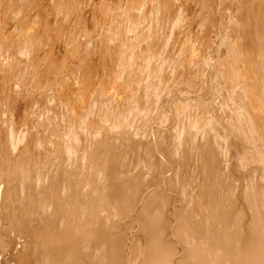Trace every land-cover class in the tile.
Here are the masks:
<instances>
[{
  "label": "bare ground",
  "instance_id": "6f19581e",
  "mask_svg": "<svg viewBox=\"0 0 264 264\" xmlns=\"http://www.w3.org/2000/svg\"><path fill=\"white\" fill-rule=\"evenodd\" d=\"M31 1L0 0V11H3L0 12L3 14L0 16V85L3 88L7 86L4 82L8 77L6 79L3 77L10 73H5L8 69L14 72L15 80L12 82H15L19 89L24 87L21 85H26L24 77H27L24 75H27V72L33 74L35 78L38 77L39 81L50 74L51 78L48 82L52 83H49L50 87L45 91H42L43 87L48 85H43L42 96L36 99L35 105L41 106L37 101L46 103V99H50V102L55 99L57 101L60 95L65 99L66 103H62L66 104L69 122L68 125L66 124L67 128L64 126L65 129L62 130L61 126L59 129V124L58 127L56 126L59 119L58 122H54L53 118L48 117L50 115L48 111L46 112V107L44 110L45 115L48 114L47 119L43 116L45 120L39 119L38 122L40 125L43 122L47 126L44 130L49 127L50 132H48L52 135L41 130L36 131L37 128L34 129L35 133L32 130L33 132L28 134L24 131L25 127L24 130L22 129L21 124L25 122L27 126L31 121H27L28 114H22L21 108L24 106L30 108L26 104L30 103L29 105L32 106L31 103L35 99L28 97V91L25 88L23 89L26 91V99L31 100L26 101L25 96L24 99L22 98L23 101L20 97V99L17 98L19 89H14V91L19 90L18 95L15 92L13 95L10 94L9 89L8 92L3 91V95L10 92L6 98L9 107L5 111L11 112V117H14L15 113L17 119L8 117L9 115L4 119V116L3 121L6 126L4 124L3 128L1 126L3 122L0 121L2 128H0V264L4 262V259L12 261L13 264H264V0H181V2L179 0H129L126 1L127 3L124 1V5L121 3L122 0H119L118 4L105 2L106 4L100 3L101 6L99 4L97 6L94 3L88 8H79L78 2L76 4L75 0H72L73 2L68 0L67 6H63L67 9L65 14L67 19L65 16L64 18L67 23L73 21V26L74 22L77 23L78 26L75 27L80 31L74 30L77 33L76 37L79 32L82 36L85 35L83 38L78 37L80 42L86 37L81 50L86 56L95 50V57L92 54L89 56L93 57H87L89 62L96 61V58L100 61L98 66L103 65L100 69L102 65L97 67L98 61H96L95 65L89 64L91 66L88 69L84 66L86 62L81 61L82 67L88 69L86 71L80 68V71L83 69L81 75L84 74L81 76L82 79L87 78L84 86L86 85L88 90L82 87L86 97L79 101V104L73 100L70 104L68 103L70 99L68 94L71 95L72 91L67 94L63 86L66 87L70 81L63 86L62 84L55 85V88L53 86L56 84L54 81L63 77L66 71L63 69L64 64L60 65L63 62L59 58L60 55L53 57L56 54L53 52L56 46L61 53V45H56L59 43L57 38L64 35L62 33L67 30L66 26L69 30L71 28L67 24L63 27L65 30L59 27V24L63 23L61 20L56 23L58 28L62 29V33L54 27L55 24L52 26V21L55 23L58 16L55 17L56 20H53V16H47L50 12L46 11V14L41 9L43 5L41 3L36 2L37 6L41 5L40 8L38 7L39 10L27 11L30 8L28 3ZM62 3L59 0L56 2V6L59 4L57 9ZM144 4H149L148 11L152 10L156 15L149 13L157 17L153 16L156 20L158 19V24L166 23L163 25L170 28V33L164 28L162 31L166 30V32H163L164 36L161 37L160 31L161 34L158 35H161V38H159L156 30L154 33L146 32L152 31L151 26L146 25L150 29L145 31L148 34L141 33L145 27L142 31L140 30V34L134 32L133 38L137 44L143 42L142 46H137L136 50L134 48L136 44L128 43L126 40V31L121 28L122 24L119 20L121 15L118 9L121 8L123 15H126L124 13L126 12L136 18L131 17L134 19L131 26L134 30V27L137 29L141 26L140 22L143 25V20L139 21V17L142 16L141 14L145 15L142 9L147 5ZM26 5L27 9H25ZM34 6L30 9H34ZM49 9L52 8L49 7ZM61 9L64 10V8ZM222 9L229 11L224 19L217 20L216 12L220 13ZM185 12L190 14L189 17H193L197 23L195 27L201 29V33L198 30L194 32L191 24V27L186 29L181 26L179 30L177 29V33L173 34L175 33L173 30L181 23L183 16L187 15ZM114 13L120 15L118 20L115 19L118 26L111 27L112 30L106 33L108 24L109 26L112 24L111 16ZM146 15L142 17L147 21ZM12 16L15 18L13 22ZM68 24L72 26L71 23ZM137 24L140 26L136 27ZM214 27L220 30L217 35V44L219 48L224 46V50L221 48L219 51L222 54L218 52L216 55L212 53L209 56L211 53L206 54L209 49L206 51L205 49L211 44L209 42L212 38L208 34ZM158 28L159 31L161 28ZM57 30L62 36H57L59 32ZM69 32L72 35L73 31ZM171 34L175 36L172 37ZM76 37L74 40L71 36V39L73 38L71 41L75 43ZM169 38H174L171 51H174L176 56L162 57L161 51L164 48L167 49ZM128 41H130L129 38ZM69 44L68 42L67 45ZM45 45H47L46 48H44ZM77 47L79 48V44ZM78 48L75 51H79L77 55H81V50ZM64 49L65 47L62 51ZM66 50L62 53L64 54ZM84 57L79 58L85 61ZM137 57L143 58L142 61L139 59L140 65L146 60V63L144 62L146 66L141 65L143 70L149 68L148 72L145 70L147 72L145 75L148 74V76L145 79L142 78L143 80L141 79L144 76L143 71L142 76L138 75L141 69L134 70L137 65L135 63L134 68L131 66ZM71 58L79 59L75 56ZM210 58H214L215 72H210L212 75H208L212 76V79H214L213 76L215 78L220 76L217 79L223 77L224 81H222L226 82L224 88L220 86L219 80L211 86L222 95V101L220 99L218 107L227 106V109H224L227 112L226 119L215 112L217 102L214 101V104L211 103L213 99L208 101L202 99L203 93L201 96L195 85L186 82L189 84L188 87L183 86L185 84L182 77L184 68L181 69L182 71L178 68L185 65L189 70L196 67L205 72V66ZM55 59L60 64L57 65ZM157 59L159 63H152L155 66L152 67L149 61L156 62ZM42 60L46 62L43 66H41ZM74 62H72L73 66H75ZM164 64L166 67L171 64L175 70L179 71L174 83L175 88L180 91L179 94L185 96L188 91L194 92L193 88L199 93L195 95L196 97H188L186 102L180 100L184 102L183 104H180L178 99L172 100L170 109L178 114L182 109L184 115L194 108L205 109L207 113L202 111L195 114L193 118L190 116L191 120L187 118L189 124L186 127L180 126L177 130L173 127L175 128L173 134L155 131L153 139L147 141L145 137L144 142L137 135L136 138L139 140L136 139L135 134L147 136L150 129L147 127L149 122H155L157 119V123L164 124L168 119V115L161 110L158 113L155 109L158 113L156 116H151L149 112L152 108L161 109L162 106L159 104L160 97L162 93L164 96L167 83L164 84V79L161 80L162 74L160 75ZM76 65L78 66L77 63ZM79 66H81L80 63ZM214 66L212 65V68ZM187 69H184L186 70L184 73L188 74ZM208 71L209 69L206 72ZM70 72L68 71V75ZM93 72L100 74V80L96 83L94 79L97 78L92 75L95 77L93 79L90 75ZM196 75L198 76L197 73ZM10 78L9 76L8 79ZM63 78L66 79L65 76ZM58 82L61 81L58 79ZM7 83L9 84V81ZM73 84H75L74 87L77 86L76 83ZM140 87L143 89V94L141 93L144 95L143 99L140 96L138 98L140 93L136 94L137 96L134 94L135 91L138 92L135 88L139 90ZM203 87L205 91L209 89V86L205 89L207 86L202 85V90ZM33 89L32 93L35 90ZM38 89H41L40 86ZM49 89H53L52 94ZM22 90L20 94L24 95L25 91L22 93ZM47 91L49 93L45 95ZM53 93H59V95ZM63 98H61L62 101H64ZM183 100H185L184 97ZM165 101L167 102V99ZM0 105L3 108L4 104ZM95 107L102 108L103 111L99 110L102 114L98 116L99 118H95L98 120L97 123L94 119V123L88 122L89 113L94 112L91 110ZM41 108L43 110V107ZM29 110L27 112L30 113ZM32 110L34 109L31 107L30 114L33 116ZM164 110L167 112V109ZM190 112L193 114L192 111ZM138 113H143V120L136 124L137 126L134 125L136 126L134 131H130L128 128L132 124L130 116ZM184 115L182 117H185ZM57 116L59 117L58 114ZM110 116L117 121L109 123ZM220 116L225 121L220 120ZM141 117L137 116L138 119ZM133 118L136 119L134 116ZM26 122H28L27 125ZM106 122L115 124L107 127ZM35 125L37 127V124ZM53 134L58 137L55 143L51 137ZM27 135H30L28 141ZM50 141L54 143L52 147H49ZM40 148L44 149L42 156H38L37 153L40 152L38 151ZM133 152L136 154L134 160L131 159ZM194 158L197 159L196 176L193 172L195 168L191 167L193 174L189 172L190 160L193 159V162H196ZM252 164L257 166L254 167ZM195 180L196 182L193 183ZM19 243H22L25 250L19 249L21 247L18 246Z\"/></svg>",
  "mask_w": 264,
  "mask_h": 264
},
{
  "label": "rangeland",
  "instance_id": "374dc122",
  "mask_svg": "<svg viewBox=\"0 0 264 264\" xmlns=\"http://www.w3.org/2000/svg\"><path fill=\"white\" fill-rule=\"evenodd\" d=\"M29 1H31V0H29ZM60 1L63 2L62 5H61L60 7H61V8H64V10L61 9L60 7H58L59 9H57V6H58L59 4H57V6H56V2H58V0H56V1H54V0H45V1H44V0H39V2H38L37 0H33V1H31V3H30V2L28 3V4H30V6L28 5V7L31 8V6L33 7V6L35 5V6H34V9L32 8V9H33V10H32V9L28 8L27 5H26V8H25V9L28 8L27 11H29V10H30V11H34V10L36 11V9L39 10V8L41 7V5L43 4L42 7H41V9L44 10L46 14H47V12H48V13L50 12L49 14H47V16H49V17H50V16H51V17L53 16V20H54V19L56 20V18H57L56 16H58V18H57L58 20H56L55 23H53V21H52V26L55 24L56 26H54V27H56L57 29L61 30V33H62V29L58 28V26H57L58 23H56V22H61V21H63L64 24H63V23H60V24H59V27L61 26V28L65 27L66 24L69 25L71 29H72V27H75V26L77 27L78 25H77L76 22H74L75 25L73 26V24H72L73 21L68 22V23H71L72 26L66 22L67 20H65V18L67 19V17L65 16V14H66V10H67V9H65L66 7H63V6H65V5L67 6L68 0H66L67 2H66L65 0H59V2H60ZM73 1H74V0H73ZM73 1L71 0V2H73ZM99 1H100V0H93V1H92V0H75L76 4H77V2H78L77 5H78L79 8H88V7H91L92 5H94V3L98 6V4L100 5V3H101V5H103V4H106V3L108 4V2H109V3L111 2V4H112V3L114 4L115 2H116V4H118L117 2H119V0H114V2H113V0H101L100 2H99ZM124 1L126 2V1H129V0H122L121 3H122L123 5H124ZM179 1L181 2V0H179ZM36 2H37V4H38V3H39V4L41 3V5H39L40 7L37 6ZM90 2H91V3H90ZM96 2H97V3H96ZM105 2H106V3H105ZM180 2H179V3H180ZM32 3H33V5H32ZM34 3H35V4H34ZM81 3H82L83 5H82ZM88 3H90V4L88 5ZM102 3H103V4H102ZM126 3H127V2H126ZM44 4H45V5H44ZM226 4H227V2H226ZM101 5H100V6H101ZM144 5H145V4H144ZM146 5H147V6H146ZM146 5H145L146 7H145V8L143 7V9H142V11H143L142 13H145V15L147 14L146 11H148V9H149V6H148L149 4H146ZM36 6H37V8H35ZM47 6H48V7H47ZM54 6H56V8H54ZM38 7H39V8H38ZM45 7H47V8H46L47 10L45 9ZM49 7H51V8L53 9V11H52V9H49ZM147 7H148V8H147ZM98 8H99V7H98ZM116 8H117V7H116ZM55 9H56V10H55ZM145 9H146V11H145ZM0 10H1V7H0ZM59 10H61V12H60ZM62 10H63V12H62ZM118 10H119L118 13H120L121 17H120V15H118L117 13L112 14L111 18H113V20L110 22V23H112V24H110V26H109V24H108V28L106 29L107 32H106V30H105V32H106V33H109V30L111 31L112 28H113V26H116V25H117V21H116V20H118V18L120 17V18H119V20H120V22H121L120 24H122V25H121V28H122V29L124 28V31H126V34H125L126 37H127L126 40H127L128 43H129V42H133V43H135L136 45H134V48H135L136 50H137V46H139V45L142 46V43H143V42L137 44V42L135 41V38H133V37H134V32H135L136 34H138L137 32H139V34H140V32L142 31V29L145 27V28L143 29V31L141 32L142 35H144V33H145V34H148V33H150V32H151V33H154L155 30H156V34H157V36H158L159 38H161V37L164 36V35H163V32H164V33L166 32V30H165V31H164V30L162 31V29L165 28V29H167V32L170 31V28H169L168 26H165L166 23L163 22V23L158 24L159 21H158V19L156 20L157 17L155 16L156 13L153 12L152 10H151V11L149 10V11H148V15H146V18H148L147 21L144 20V19H145V18H144V17H145L144 14H141V15L144 16V17L140 16L142 19L139 17V21L143 20V25H144V22H145V26H143L142 23L140 22L141 26L137 24L136 27H139V26H140V27H142V28L140 29V27H139V28L136 29V28L133 26V27H134V30H133V28H132L131 26H132V23H133L134 19H136V18H135L133 15H132V16H131V15H128V13H126V12H124L126 15H123V14L121 13V8L118 9ZM118 10H117V11H118ZM226 10H227V9H226ZM226 10H223V9H222V10H221L222 13H221V12H220V13H219V12H216V13H218V14H216V15H217V16H216V17H217V20L224 19V17L226 16V13H228V11H229V10H227V12H226ZM46 11H47V12H46ZM54 11H55V12H54ZM144 11H145V12H144ZM0 12H3V11H0ZM59 12H60V14H61V16H62L63 18H62L61 16H59V15H60ZM112 12H113V11H112ZM149 12H152V13H154L155 15L152 14V13H149ZM55 13H56V14H59V15H56ZM185 13H186V12H185ZM51 14H52V15H51ZM186 14L188 15V17H187V15H186V16H183L184 18L181 20V23L179 22L180 24H178V25H177V28H175V29L173 30V31L175 32V33H173V34H176V33H177V29L179 30V29L181 28V26H182V28H185V29H186V28L189 27L191 24H192V27H193L192 30L194 29V30H193L194 32H195L196 30H198V32L201 33V32H202V31H200L201 29H199L198 27H195V26H197V23H196L195 20H193V17H189L190 14H188V13H186ZM1 15H3V14L0 13V16H1ZM151 15H152V16H151ZM184 15H185V14H184ZM64 16H65V18H64ZM116 16H117V18H116ZM126 16H127V17H126ZM147 16H148V17H147ZM150 16H151V18H150ZM153 16H155L156 18L153 17ZM219 16H220V17H219ZM55 17H56V18H55ZM59 17H60V18H59ZM122 17H123L124 19H123ZM131 17H133L134 19L131 18ZM152 17H153V18H152ZM222 17H223V18H222ZM13 18H14V17L12 16V20H11L12 22H13V20H15V18H14V19H13ZM111 18H110V19H111ZM188 18H189V21H188ZM9 19H10V18H8V20H9ZM115 19H116V20H115ZM121 19H122L123 21H121ZM126 19H127V20H126ZM131 19H132V20H131ZM59 20H61V21H59ZM155 20L157 21V23H156ZM192 20H193V21H192ZM64 21H65L66 23H65ZM114 21H116V22H114ZM135 21H136V20H135ZM187 21H188V22H187ZM149 22H151V23L154 24V25H152L151 23L148 24ZM153 22H155V23H153ZM186 22H187V23H186ZM118 24H119V23H118ZM161 24H162V25L165 24V25H163V27H162ZM186 24H187V25H186ZM64 25H65V26H64ZM146 25H147V26L149 25V27L151 26L150 29H151L153 32H152V31H146V30H150V29H148L149 27H147ZM157 25H159L158 27L161 28L159 31H158L159 28L157 27ZM117 26H118V25H117ZM152 26H153V27H152ZM154 26H156L157 29H156V28L154 29ZM54 27H53V28H54ZM67 27H68V26L65 27V29H67V30H65V29L63 28V30H65V32L62 33V34H64L63 36H62V35H59L60 31L57 30V32L59 31V32L57 33V34H58L57 36H58V37H59V36L64 37L65 35H67L68 33H70L69 31H71V32L73 31V32H72V35H71V33H70V34H68L70 37L67 35V36H65L63 39H62V37H60L59 39L57 38V41L59 40V41H58L59 43L57 42L58 44H56V45H59V44L61 45V47H60V49H61V53L64 52L65 49H67V50H66L67 53H66V52H65L66 54L64 53L66 56H65L63 53H62L63 55L60 53L59 47H58V49H57V46H56V48H55L56 50L54 49V51H53L54 54L56 53L55 56H53V57H57V55H58V56L60 55L59 58H61V60H63V62H61V64H60L59 62H56V59H57V58H56V59H55V62H56L57 65L60 64L61 66H62V63L64 64V65H63V69H64V70L66 69V71H65L64 74H66V73H67V74H66V75L63 74V77L65 76V78H66L67 80H66V79L64 80V78L61 76V77L63 78L64 81L62 80L61 77H59L58 79H59V81H61V82H58V79H57V80L54 81L56 84H53V86H54V88L56 87L55 85H57V84H59V86H60V84H62V86H63V85H66V84L70 81L69 83L72 84V85L70 86V84H67V86H70V87H67V86L65 87V86H63V87L65 88V90H67V91H66L67 94H68V92L71 93V91H72V93H73V90H75L73 94L71 93L72 96H71L70 94H68V97L70 98V99H68V103L70 104L71 101L73 100V101H75V102H77V103L79 104V103L82 101V99H84V98L86 97V94L83 92V91H85L84 89L88 90V87H86V85L84 86L85 82H87V78H85V79L83 78V79H82L81 76H83L84 74L81 75L83 69H82V71H80V68H84V70L87 71V70L90 68V66H91V65L89 66V64H92V63H93V65H95L94 63H95L96 61H98V62H96V66H97V67L101 66L102 64L98 66V64H99L100 61L97 60L96 58H95L96 61H94V62H92V63L89 62L90 60H89L87 57H93L94 54H95V53H94L95 50H94L92 53L90 52V54H92L93 56H89L90 54H88V55L86 56V54H84V51L81 50V48H82V43L84 42V39H85L86 37H85L83 40H81L82 42H80V39H79V38H83L85 35L82 36L81 32H79L80 34L78 33V37H79V38H78V37H76V36H77V35H76L77 33H75V32H76V31H77V32L80 31L79 28H76V27H75L76 29L74 28V29H72V30H71V29L69 30V27H68V28H67ZM111 27H112V28H111ZM119 27H120V25H119ZM167 27H168L169 29H168ZM178 27H179V28H178ZM190 27H191V26H190ZM109 28H111V29H109ZM135 29H136V30H135ZM153 29H154V30H153ZM214 29H215V27H214V28H211V29L209 30L210 34H208V35H209V37L211 36V38H212L213 40L211 39L212 42H211V41L209 42V43H211V44H209V46H207L206 49H205V51L209 49V51H206V54H210V53H211L209 56H211L212 53H213L214 55H216L218 52H221V51H219V50H221V48H222V50H224V49H223L224 46H223V47L220 46V48H219V45L217 44V35H218V33L220 32V30L218 29V27H217V29H215V30H214ZM54 30H56V29L54 28ZM74 30H76V31H74ZM129 30H130V31H129ZM140 30H141V31H140ZM175 30H176V31H175ZM211 30H212V31H211ZM217 30H219V31H217ZM128 31H129V33H128ZM145 31L148 32V33H146ZM157 31H158V33H157ZM160 31L162 32V34H161ZM216 31H217V33H215ZM54 32H56V31H54ZM66 32H67V34H66ZM143 32H144V33H143ZM159 32H160V33H159ZM212 32H214L215 34L212 33ZM169 33H170V32H169ZM171 33H172V32H171ZM207 33H208V32H207ZM73 34H74L75 36H74ZM158 34H161L162 36H161V35H158ZM79 35H80V36H79ZM166 35H167V33H166ZM171 35H172V34H171ZM214 35H215V36H214ZM71 36H73L74 40H76L75 37L77 38V41H75V43H74V41H71V40H73V38L71 39ZM81 36H82V37H81ZM160 36H161V37H160ZM174 36H175V35H172V37H174ZM213 36H214V37H213ZM96 37H97V36H96ZM65 38H67V39H65ZM69 38H70V39H69ZM128 38H129L130 41H128ZM60 39H62V40H60ZM172 39L174 40V38H172ZM172 39L169 38V41H168L169 45L166 46L167 49L164 48L165 51L163 52L164 49L161 51V53H162V55H163L162 57H165V56L167 55L168 58H170V57H172V56L175 55V54H174V51H173V52L171 51V50H173V46H172V44H173V43H172L173 40H172ZM65 40H66V41L68 40V41L66 42ZM170 40H171V41H170ZM61 41H62V42H61ZM63 41H64V42H63ZM215 41H216V44H215ZM65 42H66V43H65ZM68 42H69L70 44L73 42L74 45L77 44V46H78V44H79V48H80L82 54H81V55H79V54L77 55V53H80L79 51H77V52L75 51L78 47H77V46L74 47V45H72L73 43L71 44L72 46H71L70 44L67 45ZM77 42H79V43H77ZM213 42H214L215 45L213 44ZM62 43H63V44H62ZM64 43H65V44H64ZM80 44H81V46H80ZM115 44H116V43H115ZM62 45H63V46H62ZM65 45H67V46H69V47H67V46H65ZM144 45H145V44H143V46H144ZM175 45H176V44H175ZM211 45H212V46H211ZM217 45H218V46H217ZM46 46H47V45H45L44 48H46ZM135 46H136V47H135ZM62 47H63V48L65 47L64 51H62V49H63ZM70 47H72V48H76V47H77V48H76V49H72V48H71V51H70ZM139 47H140V46H139ZM68 48H69V51H68ZM79 48H78V49H79ZM170 48H171V49H170ZM135 49H134V50H135ZM168 49H169V50H168ZM174 49H175V46H174ZM217 49H218V51H217ZM56 51H58L59 53L56 52ZM72 51H73L74 53H72ZM170 51H171L172 53H171ZM215 51H216V52H215ZM68 52H69V53H68ZM75 52H76V53H75ZM168 52H169V53H168ZM70 53H71L72 55H70ZM163 53H165V55H164ZM68 54H69V55H68ZM75 54H76L78 57H76ZM172 54H173V55H172ZM221 54H222V52H221ZM169 55H170V56H169ZM214 55H213V56H214ZM223 55H224V52H223ZM223 55H222V56H223ZM63 56H64V57H63ZM70 56H71V57H72V56H75V58H79V57L82 58V57L86 56V58L84 57V58H85V61H84V59L81 60L80 58H79L78 60H75L74 58H71ZM81 56H82V57H81ZM95 56H96V55H95ZM95 56H94V57H95ZM175 56H176V55H175ZM220 56H221V55H220ZM222 56H221V57H222ZM67 57H68V58H67ZM59 58H58V60L61 61ZM63 58H66V59H68V60L65 59V60H66V61H65ZM69 58H71V59H69ZM159 58H160V57H159ZM93 59H94V58H93ZM135 59H136V58H135ZM139 59H141V61L143 60V58H141V57L138 58V57H137L136 61H135V62L133 61V63H132L131 66L134 68V67H135V64H137L136 67L134 68V70H140V69H141V70L139 71V74H138V73H137V74H138V75H141V72L143 71V72H142V75L144 74V76L141 75V76H142L141 79H142V78L145 79V78L148 76V74L145 75V72H146V71L148 72V69H149V68L146 67L147 70H146L145 68H144V69H145L146 71L143 70L142 67H143V65L146 66V64H145V63H146V60H144L143 63H141V65H142V67H141V65H140V60H139ZM152 59L155 60L156 58H152ZM160 59H161V58H160ZM46 60H47V59H46ZM72 60H73V61H72ZM74 60H75V62H74ZM79 60H80V61H79ZM86 60H87V61H86ZM64 61H65V62H64ZM68 61H69V63H67ZM70 61H71V62H70ZM77 61L81 64V66H79V63H78ZM81 61H82L83 63L86 62L84 66L87 67L88 69H87V68L85 69V67H82V66H83V63H82ZM55 62H53V63H55ZM72 62L75 63V66L72 65ZM144 62H145V63H144ZM149 62H150V65H152V67H155L153 64H158V63H159V60L157 59L156 62H155V61H154V62L149 61ZM43 63H44V65L46 64V62H43V60H42V63H41L42 65H41V66H43ZM47 63H48V62H47ZM53 63H51V64L54 65ZM66 63H67V64H66ZM76 63L78 64V66L76 65ZM87 63H88V64H87ZM134 63H135V64H134ZM138 63H139V64H138ZM152 63H153V64H152ZM167 63H168V62H167ZM56 64H55V65H56ZM133 64H134V65H133ZM65 65H66V66H65ZM87 65H88V66H87ZM139 65H140V66H139ZM150 65H149V67H150ZM164 65H165V66H164ZM164 65L162 66L163 68L161 69V73H160V75L162 74V75H161V77H162L161 80L164 79V80H163V81H164V84L167 82V83L165 84V86H166L165 91H166V92H165V91H163V92H165V93L169 92V93H167L168 96H167V95L165 96V93H164V96H162L163 93L161 94V97H160V98H161V99H160L161 101L159 100V101H160L159 104H161V105L163 106V107H162V106L160 105V106H161V107H160L161 109H159V108H152V110H150L149 112H150V115H151V116H156V115L159 113V110H161V111L165 112V113L168 115V116H167L168 119H167L166 121L171 120V118H174V119H172L170 122H167V123H165L166 121H165V122L163 121L164 124H166V125H164V124L161 122V120H160V121L158 120V121L161 122V123H157V119H156L155 122L151 121V122H153V123L149 122V124H148L149 126L147 125V127L150 128V129L148 128V129H149L148 131L151 132L152 134L148 132V133H147V134H149V135H147L148 137H147L146 135L135 134V138L138 136L139 139H140V138L142 139V140L140 139L141 141H144V142H145L146 138H147V141H149V140L151 141V140L153 139V138H152L153 135H154L153 133H154L155 131H158V130H159L158 132H161V133L163 132L164 134H169V133L173 134V133H175V131H174L173 129L176 128L175 130H177L180 126H181V127H182V126L186 127L187 124H189V121L191 120V117H192V118L195 117V114L197 115V114H199V113L202 112V111H203V113H204V111H205V113H207L205 109H202V108H201V109H200V108H199V109H195V108H194V109H191V110H189V111L187 112L188 115H189V116H188L187 113H185V115H184V114H183V113H184L183 110H182V109L180 110V108H179V110L181 111L182 114H181V113L178 114V112L175 113L174 110L170 109V108H172V106H171L172 103H171V102H173L174 100L178 99L177 101L180 102V104H183V103L186 102V100H188L189 98L196 97L197 95H199L198 92H200V95H201V96H202L201 93H203L202 99L204 98L205 101H208V99H210V100L213 99V100H211V103H214V101H215V103L217 102L216 104L214 103L215 106H216V108H217V109L215 110V112H217V113L220 114L221 116L223 115L222 117H224V118L227 117V112H226V110H224L227 106L225 105V108H224V106H222V107H218V106H219V101H220V99H221V101H222V95H220V93H218V92L216 91L215 88H212V87H211V86H213L215 83H218V82L220 81V82H219L220 86H221V87L223 86V88H224V87L226 86V82H223V81H224V78H223L222 76H221L222 78H220V79H217V78H219L220 76H219V77H216V78L213 76L214 79H212V76L210 77V76L208 75V74L212 75L210 72H212V73L215 72V70H213V69L215 68V66H214V58H210V60H209V62H208V64H207V66H205L206 71L209 69V71H208L209 73L206 72V71H205V72H202V70L200 71V69L198 70L196 67H194L195 70H194V69L189 70V69H187L188 67H186L185 65H181L182 68H181V66L178 67L180 70L183 69V68H184V69H187V72H188V74H187V73H184V72H186V70L183 69V71H182V70H181V71H182V73H183L184 75H182V73H181V71H180V74H181L182 77L184 78V83H185V84L183 83V84H184L183 86L187 88V87H188L187 85H189V84L191 85V84H192V85H195V86H194L195 88L197 87L196 90L198 91V92H197V91L195 92V88H193V89H194V92H192L193 90H192V91H188V92L186 93L185 96H184L183 94H182V95L179 94L180 91H178V90L175 88V86H174V85H175L174 83H176V79H177V78H176V75L179 73V71H178V70H175V68H173L174 66L172 67L171 64H168L167 67H166V64H164ZM212 65L214 66L213 68H212ZM70 66H72V67H70ZM169 66H170V67H169ZM75 67L78 68L79 70H78V69L76 70ZM102 67H103V65H102L101 67H99V68L102 69ZM138 67H139V68H138ZM140 67H141V68H140ZM69 68H70V69H69ZM73 68H75V69H74V70H71V69H73ZM133 68H132V69H133ZM136 68H137V69H136ZM150 68H151V67H150ZM165 68H166L167 70H166ZM168 68H169V69H168ZM202 68H203V67H202ZM202 68H201V69H202ZM67 69H69L68 71H71V72L69 73V75H68V71H67ZM205 69H204V70H205ZM64 70H63V71H64ZM173 70H174V72H171V71H173ZM188 70H189V71H188ZM193 70H194V71H193ZM197 70H198V72H197ZM211 70H212V71H211ZM79 71H80V72H79ZM0 72H1V71H0ZM7 72H10V73L8 74ZM26 72H27V70H26ZM74 72H75V73H74ZM78 72H79L80 76H78V75H79ZM137 72H138V71H137ZM147 72H146V73H147ZM162 72H164V73H162ZM190 72H191V73H190ZM193 72H194V73H193ZM199 72H200V73H199ZM5 73L8 74V76L3 77L4 79H6V77L9 78V76H10L11 78H10V80L7 78L8 80L6 79V82H4L5 80H3V82L7 85V86H4L5 84L3 83V86H4L5 88H3L2 85H0V86H1V87H0V89H1V90H0V93L2 92V94H0V95L3 96V97L0 96V100H2V102L0 101V104H4V105H2L3 108H1V105H0V121L2 120L1 123L3 122V124L1 125L2 128L6 126V124H5V122H4L3 120H4L5 118H7L8 115H9L8 117H11V116H12L11 112L9 113V111H8V112L5 111V110L8 109L7 107H9V106H8V101H7V99H6L7 96L9 95L10 92H11L10 94H12V95L14 94V92H15V94L18 95L19 90H20V93H21V90H22L23 88H25V90L28 91V94H27L28 97L31 96L30 98L33 99V100L35 99V100L33 101L34 103H33V102L31 103V104H33L32 106L29 105L30 103H29V104L27 103L28 105L26 104V106H29L30 108H27V107H25V106L22 107L23 109L21 108V112H22V114H26V113H27L29 116H31V117L29 118V116L27 115V121H29V120L31 121V122L29 121L31 126L28 124V122H26V125H27V124L29 125V128H28V127H27L28 125L25 126V124H24L25 122H24V123L21 124V125H22V129L24 130V129L26 128L24 131L27 132L28 134H31L30 132H33L34 129H36V128H37L36 131H37V130H41V131L44 132V133H49V132H50V131H49V130H50L49 127L47 128L48 130H47L46 128H45V130H44V127H47V126L44 125L43 122H42L41 125H40L39 122H38L39 119H40V120L44 119L43 116H45V119H47L46 116H48V114L50 115V116H48V117L53 118V121H54V122H58V119H59V122L56 123L57 125L55 124L57 127H58V124H59V127H58L59 129H61V128H62V130L65 129V128H63V127H64V126L66 127V126L68 125V122H69V120H68V118H67V115H68V114H67V111H66L67 108H66V106H65L66 104L63 105V103H62V102L66 103V102H65V99H64L63 97H61V96L59 95V93H53V94H56L57 96H58V95L60 96V98H59V96H58V97L56 96V97H57V101H55V100H56V99H55V100H51V102H50V101H49L50 99H46V100H47L46 103L49 102V103H47L48 105H47L45 102H44V103L42 102V103H43V104H42L41 101H37L38 103L41 104V106H40L39 104H38V106L35 105V104H37V103H35L36 99H40V98H41L40 96H42V92H41V90L44 88L42 91H45V89H47V88L50 87V85H49L50 82H48L49 79L51 78V77H49L50 74H49V76L46 75L45 78L43 77V78H44L43 80L40 79L41 81H39L38 77L35 78V76H34L33 74H31L30 72H29V73L27 72V75H24V76L27 77V78L24 77V79H25V82H24V83H26V85L28 84L27 86H28L29 88L26 87V85H21V86H24V87H21V86H20L22 89H21V88L19 89V88H17V87H19V86H17V85L15 84V82H14V83L12 82V81L15 80V74H14V76H13V73H14V72H12V70H9V69H8V71H6ZM71 73H73V74H71ZM83 73H84V72H83ZM196 73L198 74V76L196 75ZM203 73H204L205 75H204ZM10 74H11V75H10ZM25 74H26V73H25ZM28 74H29L30 76H28ZM70 74H71L72 78L70 77ZM89 74H90V73H89ZM94 74H95V75H94ZM163 74L165 75V77H164ZM194 74H195V76H194ZM31 75H33L34 77L31 76ZM74 75H76V76H74ZM90 75H91V76L93 75V76H95V77L97 78V79H94L95 77L92 76V78L95 80V83L98 82V81L100 80V74H99V73H98V75H97L96 72H93V73L90 74ZM169 75H171V76H169ZM188 75H189V76H188ZM201 75H203L204 77H202ZM66 76H67V77H70L71 79H70V78H67ZM185 76H186V77H185ZM206 76H207V78H206ZM208 76H209L210 78H209ZM13 77H14V78H13ZM28 77H29V78H28ZM80 77H81V79L83 80V82H81L82 80L80 79ZM98 77H99V78H98ZM173 77H174V79H173ZM191 77H192V78H191ZM193 77H195V78H193ZM196 77H197V78H196ZM12 78H13V79H12ZM32 78H33V80H32ZM34 78H35V79H34ZM73 78H74V79H73ZM139 78H140V77H139ZM190 78H191V80H190ZM199 78H200L201 80H200ZM203 78L205 79V81H204ZM37 79H38V80H37ZM46 79H47V81H46ZM60 79H61V80H60ZM93 79H92V81H93ZM143 79H142V80H143ZM188 79H189V80H188ZM192 79L194 80V82H192V81H193ZM195 79H196V81H195ZM35 80H36V81H35ZM44 80H45L46 82H45ZM76 80H78V81H76ZM79 80H81V81H79ZM85 80H86V81H85ZM96 80H97V81H96ZM165 80H166V81H165ZM170 80H171V81H170ZM218 80H219V81H218ZM222 80H223V81H222ZM7 81H9V84L7 83ZM10 81H11L12 83H11ZM38 81H39V82H38ZM50 81H51V80H50ZM67 81H68V82H67ZM73 81H75V82H73ZM168 81H169V83H168ZM199 81H200V84H199ZM203 81H204V82H203ZM207 81H208V82H207ZM209 81H210V82H209ZM221 81H222V82H221ZM37 82H38V83H37ZM41 82H42V83H41ZM43 82H44V84H43ZM63 82H65V83H63ZM71 82H72V83H71ZM77 82L82 83V85L80 86V83L78 84ZM186 82H188L189 84H187ZM190 82H191V83H190ZM196 82H197V83H196ZM206 82H207V83H206ZM29 83H30V84H29ZM36 83H37V85H36ZM39 83H41V84L39 85L41 89H38V88H39V86H38ZM51 83H52V82H51ZM51 83H50V84H51ZM73 83H76L77 86L74 87L73 85H75V84H73ZM193 83H194V84H193ZM209 83H210V84H209ZM221 83H222V85H221ZM21 84H23V83H21ZM31 84H32L33 86H31ZM45 84H47L48 86L43 87V85H45ZM206 84H207V85H206ZM223 84H224V85H223ZM13 85H14V86H13ZM15 85H16V86H15ZM167 85H168V86H167ZM185 85H186V86H185ZM202 85H203V86L205 85V87L207 86V88H205V89H208V86H209V89L205 91V90H204V87H203V90H202V88H201ZM34 86H35V88H34ZM59 86H57V87L59 88ZM78 86H79V87H78ZM169 86H170V87H169ZM172 86H174V87H172ZM10 87H11V90H10ZM32 87L37 91L36 93H35V90H34ZM36 87H37V89H36ZM42 87H43V88H42ZM73 87H74L75 89H74ZM76 87H78L79 91H78V89H77ZM80 87H81V88H82V87H83V88L86 87V88H84V89L82 88V89H81ZM2 88H3L4 90H3ZM6 88H7V89H6ZM26 88H27V89H26ZM8 89H9V90H8ZM14 89H19V90H16V91H17V93H16V91H14ZM28 89H31V90H28ZM32 89L34 90L33 93L31 92ZM136 89H137L138 92L136 93V91H135V93H134L135 95H136V94L138 95V93H140V94L142 93V94H143V91H142L143 89H142L141 87H140L141 90H140V89L138 90V88H135V90H136ZM173 89H175V90H173ZM213 89H214V90H213ZM5 90H6V92H8V91H10V92H9V93H5V92H4L5 94H7V95L4 94V95H5V96H4V95H3V91H5ZM7 90H8V91H7ZM12 90H13V91H12ZM25 90L23 89V90H22V93H24ZM49 90H50V91H49ZM49 90H48V91L52 94L53 89H49ZM68 90H69V91H68ZM171 90H172V91H171ZM26 91H25L24 95H23V94H20V93H19V96L16 95L17 98L20 97L21 100L23 101V99H24L23 97L26 95ZM38 91L41 92V94H40ZM48 91H47L46 93H44V94L46 95L47 93H49ZM80 91H81V92H80ZM176 91H177V92H176ZM204 91H205V94H204ZM12 92H13V93H12ZM82 92L84 93V94H83L84 97H83V95H82ZM29 93H30V95H29ZM79 93H81V94L79 95ZM182 93H183V92H182ZM206 93H207V94H206ZM35 94H39V95H35ZM76 94H78L79 96H77ZM142 94H141V95H138V98L141 97V98L143 99L144 95H142ZM175 94H178V95L176 96ZM184 94H185V92H184ZM21 95H22V96H21ZM32 95H33L34 98L32 97ZM137 95H136V96H137ZM190 95H191V96H190ZM193 95H194V96H193ZM195 95H196V96H195ZM35 96H36V97H35ZM38 96H39V97H38ZM43 96H44V95H43ZM74 96H75L76 98H75ZM139 96H140V97H139ZM172 96H173V98H171ZM174 96H176V98H175ZM179 96H180L181 99L179 98ZM181 96H182V97H181ZM213 96H214V97H213ZM215 96H216V97H215ZM217 96H218V97H217ZM219 96H220V97H219ZM26 97H27V96H25V99H26ZM37 97H38V98H37ZM72 97H73V99H72ZM78 97H79V98H78ZM81 97H82V98H81ZM164 97H165V99H167V102H168L169 100H170V101L167 103V102L165 101V99H162V98H164ZM183 97H184L185 100H183ZM188 97H189V98H188ZM205 97H206V98H205ZM1 98H2V99H1ZM3 98H4V99H3ZM20 98H19V99H20ZM22 98H23V99H22ZM30 98H27L26 101H27V100H31ZM61 98H63L64 101H62ZM5 99H6V100H5ZM78 99H79V100H78ZM215 99H216V100H215ZM4 100H5L6 102H4ZM8 100H9V99H8ZM59 100H61V101H59ZM172 100H173V101H172ZM180 100H181V101H184V102L182 103ZM217 100H218V101H217ZM24 101H25V100H24ZM44 101H45V100H44ZM53 101H54V102H53ZM79 101H80V102H79ZM163 101H164V103H166L167 106L164 105V103H161V102H163ZM221 101H220V102H221ZM52 102H53V104H52ZM209 102H210V101H209ZM5 103H6V106H5ZM68 103H67V104H68ZM168 104H169V105H168ZM170 104H171V105H170ZM9 105H10V102H9ZM43 105H46V106L44 107ZM57 105H58V106L60 105V106L58 107ZM211 105H212V104H211ZM34 106H36L37 108H33ZM53 106H54V107H53ZM61 106H62V107H61ZM31 107H32V109H34V110H32V114H33V116L30 114V113H31ZM39 107H40V109H38ZM41 107H43V110H42ZM46 107H47L51 112H50L49 110H47ZM60 107H61V108H60ZM164 107H165V108H164ZM180 107H181V106H180ZM205 107H206V106H205ZM5 108H6V109H5ZM44 108H46V112L48 111V114L46 113V115H45V110H44ZM51 108H52L53 110H52ZM93 108H94V107H93ZM93 108H92L91 112L94 110L95 113H94V112L89 113V116H88L87 121H88V122H91V121H92V123H94V122L97 123L98 120H96V119H97V117H98L100 114H102V112H100V111L102 110V108H98V109H96L97 107H95V109L98 110V112H97L95 109H93ZM2 109H4V110L1 111ZM29 109H30V110H29ZM37 109H38V110H37ZM57 109H58V110H57ZM153 109H154V110H153ZM155 109L158 110V113H156L157 111H156ZM164 109H167V112H168V113H167L166 110H164ZM226 109H227V108H226ZM28 110L30 111V113L27 112ZM41 110H42V111H41ZM64 110H65V111H64ZM99 110H100V111H99ZM168 110H171V111H168ZM199 110H200V111H199ZM222 110H223V111H222ZM33 111H34V112L36 111V112L33 113ZM58 111H59V112H58ZM102 111H103V110H102ZM152 111H153V112H152ZM180 111H179V112H180ZM190 111H192L193 114H192ZM219 111H220V112H219ZM2 112L4 113V115H3ZM42 112H44L43 115H42ZM99 112H100V113H99ZM151 112L153 113V115L151 114ZM172 112H174V113H172ZM196 112H197V113H196ZM222 112H223L224 114H223ZM225 112H226V114H225ZM6 113H7V114H6ZM40 113H41V114H40ZM56 113L59 115V117L57 116ZM60 113H61V114H60ZM63 113H64V114H63ZM154 113H155V114H154ZM189 113H190V114H189ZM208 113H209V112H208ZM5 114H6V115H5ZM35 114H36V116H34ZM52 114H53V115H52ZM66 114H67V115H66ZM90 114H91V115H90ZM138 114H139V113H138ZM138 114L133 115L136 119H134L132 115L130 116V117H131V121H132V124L130 125L132 128H130V126H128V128H129L130 131H134V130H135V127L137 126L136 124H139L140 121L143 120V116H144L143 113H142V114L140 113V114H139L140 116H139ZM148 114H149V113H148ZM176 114H177V115H176ZM180 114H181V115H180ZM1 115H2V116H1ZM14 115H15V116H14ZM14 115H13L14 117H11V118H14V119L16 120V119H17V115H16L15 113H14ZM61 115H63V116H61ZM142 115H143V116H142ZM170 115H171L172 117H170ZM175 115H176V116H175ZM178 115H179L180 117H178ZM182 115H184L185 117H182ZM186 115H187V116H186ZM4 116H5V117H4ZM137 116H138V117H141V116H142V117H141L140 119H138ZM190 116H191V117H190ZM221 116H220V118H221ZM1 117H2V118H1ZM3 117H4V119H3ZM34 117H35V118H34ZM111 117L114 119L113 116H110L109 118H110L111 120H110V122H109V119H108V122H109V123H111V121H114ZM176 117H177L178 119H177ZM189 117H190V119H189ZM31 118H32V120H31ZM61 118H62V119H61ZM66 118H67V119H66ZM95 118H96V119H95ZM98 118H99V117H98ZM175 118H176V119H175ZM179 118H180L181 120H179ZM185 118H186V119H185ZM187 118H188L189 121L187 120ZM224 118H221L220 120H222V119H224ZM33 119H34V120H33ZM45 119H44V120H45ZM91 119H92V120H91ZM93 119H94V122H93ZM132 119H133V120H132ZM137 119H138V120H137ZM225 119H226V118H225ZM225 119H224L223 121H225ZM65 120H67V121H65ZM89 120H90V121H89ZM134 120H136V121H134ZM184 120H185V125H184ZM34 121H35V123L33 124ZM36 121H37L38 123H37ZM42 121H43V120H42ZM61 121H62V122H61ZM116 121H117V120L115 119L114 122H116ZM172 121H173V122H172ZM180 121H182V122H180ZM40 122H41V121H40ZM65 122H66V123H65ZM114 122H113V123H114ZM133 122H134L135 124H133ZM175 122H176V123H175ZM186 122H187V123H186ZM64 123H65V124H64ZM109 123L106 122L107 127L113 124V123H112V124H109ZM150 123H151V124H150ZM180 123H181V124H180ZM4 124H5V126H4ZM32 124L34 125L35 128L33 127ZM35 124H37V127H36ZM66 124H67V125H66ZM114 124H115V123H114ZM114 124H113V125H114ZM158 124H160V125H158ZM161 124H162V125H161ZM174 124H177V125H174ZM179 124H180V125H179ZM39 125H40V126H39ZM42 125H43V127H42ZM134 125H136V126H134ZM150 125H151V126H150ZM169 125H170L171 127H170ZM178 125H179V126H178ZM61 126H62V127H61ZM160 126H162V127H160ZM176 126H177V127H176ZM24 127H25V128H24ZM60 127H61V128H60ZM158 127H159V128H158ZM163 127H164V128H163ZM173 127H175V128H173ZM0 128H1V127H0ZM2 128H1V129H2ZM31 128H32V129H31ZM66 128H67V127H66ZM151 128H152V129H151ZM153 128H154V130H153ZM156 128H158V129L156 130ZM162 128H163V130H162ZM201 128H202V127H201ZM28 129H29V131H27ZM132 129H133V130H132ZM165 129H167V131H166ZM199 129H200V128H199ZM30 130H31V131H30ZM32 130H33V131H32ZM0 131H1V130H0ZM41 131H40V132H41ZM48 131H49V132H48ZM165 132H166V133H165ZM167 132H169V133H167ZM198 132H199V131H198ZM33 133H35V131H34ZM33 133H32V134H33ZM50 134H51V133H49V135H50ZM51 135H52V134H51ZM136 135H137V136H136ZM140 135H141L142 137H141ZM149 136H150V137H149ZM29 137H30V135H27V141L30 140ZM51 137H52V139L55 140L54 143L56 142V140H58V137L56 136V134H53V136H51ZM145 137H146V138H145ZM197 137H198V136H197ZM199 137H200V136H199ZM55 138H56V139H55ZM144 138H145V139H144ZM136 139H138V138H136ZM139 139H138V140H139ZM143 139H144V140H143ZM50 142H51V144H50L51 146H49V147H52V144L54 145V143H53V141H50ZM41 149H42V148H40V149L38 150V151H40V152H37V153H38V156H42V154H43V152H44V151H43L44 149H42V151H41ZM41 152H42V153H41ZM132 154H133V155H132ZM132 154H131L132 157H131V156H130V157H131V159L134 160L136 154H135L134 152H133ZM127 158L130 160L129 156H128ZM194 161H196V162H193V159L190 160L191 165L189 166V169H190L189 172H190V171L192 172L193 169L197 166V165H196V164H197V159L194 158ZM192 163H193V164L195 163V164L193 165ZM252 165L254 166V164H252ZM253 166H252V167H253ZM256 166H257V165H255L254 167H256ZM191 167H192L193 169H192ZM250 167H251V165H250ZM191 169H192V170H191ZM195 171L197 172V168H195L193 172H195ZM193 172H192V174H193ZM196 172L194 173L195 176H196ZM192 176H194V175H192ZM195 182H196V180H195L193 183H195ZM192 187H194V185H192ZM173 196H175V194H174ZM21 240H23V239H21ZM22 243H23V242H22ZM22 243H21V244L19 243L18 246H21V247H19V249H22V248H23V249L25 250V247H23ZM4 256H6V255L4 254ZM4 262H5V263H4ZM4 262H3V263L1 262V264H9V263H10V264H13L12 261H8L7 259H4ZM7 262H9V263H7Z\"/></svg>",
  "mask_w": 264,
  "mask_h": 264
}]
</instances>
